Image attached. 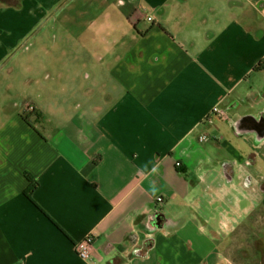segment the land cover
Listing matches in <instances>:
<instances>
[{
    "label": "crops",
    "instance_id": "obj_1",
    "mask_svg": "<svg viewBox=\"0 0 264 264\" xmlns=\"http://www.w3.org/2000/svg\"><path fill=\"white\" fill-rule=\"evenodd\" d=\"M111 3L91 13L92 28L81 17L70 25L75 49L94 47L89 60L61 63L91 69L61 73V114L74 101L71 117L54 131L26 103L0 128V264H204L214 252L262 264L264 138L238 122L264 110L254 71L264 0ZM15 25L12 47L30 22ZM71 81L83 97L65 92ZM26 173L38 181L30 195ZM162 213L171 222L158 227ZM209 226L230 242L220 246ZM88 233L82 259L75 243Z\"/></svg>",
    "mask_w": 264,
    "mask_h": 264
},
{
    "label": "rangeland",
    "instance_id": "obj_2",
    "mask_svg": "<svg viewBox=\"0 0 264 264\" xmlns=\"http://www.w3.org/2000/svg\"><path fill=\"white\" fill-rule=\"evenodd\" d=\"M56 1L0 0V128L6 121V117L13 118L18 114L19 110H23L26 107V103L30 106L27 109V111L30 110L29 112L33 108H40L41 112L39 111L40 113L38 114L40 119L33 117L35 122L54 123V131L57 127H61L63 119L70 118L77 110L76 102L72 101L69 104L71 108H69L68 116L65 113L61 114V73L74 72V70L89 73L91 69L64 66L61 63L69 56H72V58L86 56L89 60L90 57H93L94 47L91 44L89 46L76 47L75 49L73 42L74 28L70 27V25L79 22L81 17L83 24L86 23L91 26L90 21L94 17L91 15L93 11L112 8L116 5L112 4L111 0H61V7L54 12L47 22L39 27V24L33 27V35L26 44L19 48H15V45L12 47L11 39L14 35L12 30L14 31L17 27L15 25L16 20L18 19L19 22L25 24L30 22V28H32L33 23ZM249 7L250 5L246 2L245 8ZM100 22L102 32L110 29V23L112 22L106 18ZM67 28H70L71 32H68ZM85 32H90V29H86ZM102 32H99V34ZM104 36L103 40H106ZM87 38V36H83L81 40H86ZM65 41H68L67 45ZM98 41H101L100 37ZM107 47L108 45L104 44L106 50L108 49ZM101 54L99 55L101 56ZM258 74L264 76V71L261 72L260 70ZM73 75L75 74L73 73ZM102 75L105 78L109 77L107 67ZM76 83L71 81L70 84H66L63 88H65V92L68 95L78 99L84 96V94H81V89L85 86L79 87ZM259 166L264 169V162L261 161ZM217 206L218 204L216 203L213 209H217ZM262 209L263 205L259 204V213ZM161 217L164 225L171 222L170 214L165 215L162 213ZM211 225L216 228L217 223L212 221ZM209 232L215 241L219 242L220 246L221 241L230 242V237L224 234L219 235L210 226ZM248 234H250L249 231ZM257 234L259 233L257 232ZM245 251L247 253L251 252L249 250ZM257 254L255 255L259 262L264 264V248H257ZM203 262L204 264L229 263L227 260L219 258L217 252L211 254Z\"/></svg>",
    "mask_w": 264,
    "mask_h": 264
},
{
    "label": "flooded vegetation",
    "instance_id": "obj_3",
    "mask_svg": "<svg viewBox=\"0 0 264 264\" xmlns=\"http://www.w3.org/2000/svg\"><path fill=\"white\" fill-rule=\"evenodd\" d=\"M60 7H61V0H57L55 4H52L51 7H49V9L46 10L45 13L33 23L32 28L28 29V31L23 36L18 38V40L15 43V48H19L23 46L24 44H26L29 38L33 35V30H34L33 27L36 26L37 24H39L38 25L39 27L40 25L47 22L53 16L54 12L58 10ZM238 123H241L240 126L243 127V128H240L241 130L240 132L252 133L258 141L264 138V110L260 112L258 118H247L246 117L243 120H240ZM258 237L259 239L263 238L264 232L262 231Z\"/></svg>",
    "mask_w": 264,
    "mask_h": 264
},
{
    "label": "built area",
    "instance_id": "obj_4",
    "mask_svg": "<svg viewBox=\"0 0 264 264\" xmlns=\"http://www.w3.org/2000/svg\"><path fill=\"white\" fill-rule=\"evenodd\" d=\"M149 19L151 18L149 17ZM214 112L220 113V109L214 108ZM207 139H208V136L205 134L199 137L200 141H205ZM161 199L162 198L159 197L158 201H161ZM94 241H95L94 235L92 233H88L82 239H80L79 241L75 243V250L82 259H88L90 257V252L93 247Z\"/></svg>",
    "mask_w": 264,
    "mask_h": 264
},
{
    "label": "trees",
    "instance_id": "obj_5",
    "mask_svg": "<svg viewBox=\"0 0 264 264\" xmlns=\"http://www.w3.org/2000/svg\"><path fill=\"white\" fill-rule=\"evenodd\" d=\"M264 69V58L261 59L254 67V71H259ZM26 176L29 180V185L27 187V189L25 190L27 192V194H32V192L36 189V187L38 186V181L35 180L29 173H26Z\"/></svg>",
    "mask_w": 264,
    "mask_h": 264
},
{
    "label": "water",
    "instance_id": "obj_6",
    "mask_svg": "<svg viewBox=\"0 0 264 264\" xmlns=\"http://www.w3.org/2000/svg\"><path fill=\"white\" fill-rule=\"evenodd\" d=\"M161 222H162V217L161 216H157L156 217V226H161Z\"/></svg>",
    "mask_w": 264,
    "mask_h": 264
}]
</instances>
